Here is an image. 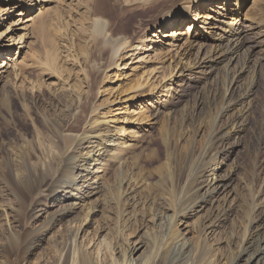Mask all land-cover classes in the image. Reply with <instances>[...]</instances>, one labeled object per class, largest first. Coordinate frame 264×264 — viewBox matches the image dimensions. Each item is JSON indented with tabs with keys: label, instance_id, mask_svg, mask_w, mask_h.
Segmentation results:
<instances>
[{
	"label": "rangeland",
	"instance_id": "obj_1",
	"mask_svg": "<svg viewBox=\"0 0 264 264\" xmlns=\"http://www.w3.org/2000/svg\"><path fill=\"white\" fill-rule=\"evenodd\" d=\"M253 1L246 2L244 7L248 20L243 18L240 22L247 25H242L248 31L244 34L247 38L245 42L248 43L246 48L254 46V53L258 55L259 35L252 34L250 23L255 18L259 19L260 11L254 9ZM234 2L232 8H235ZM43 3L45 5L46 1ZM172 4V0H161L146 6L129 4L125 0H96L93 3L92 13L94 11L98 16L111 15L113 27L119 34L135 42L144 37L147 42V49L143 52L139 50V57L145 61L137 62V59L132 61L124 57L119 63L121 71L117 67H106L107 54L96 49L85 34L88 32L89 16L86 0H55L51 6H58L62 10L63 14H59L62 15V25L66 29L62 25L57 30L49 28V37L47 34L45 38L34 31L25 42L19 40L17 35L12 37V28L7 30L9 22L2 20L1 14L0 40L3 38L2 43L13 44L17 59L9 61L10 67L0 82V259L7 251L12 264L56 263L59 248L68 238L69 232L64 222L51 225L50 219L58 213L60 203L53 196H39L36 187L46 176H51L50 168L56 165L53 161L57 158H53V155L60 151L57 145V122L63 118L71 124L77 118L82 123L91 118L96 120L93 128L96 131L113 128L114 120L121 118L124 109L117 104L112 107L107 105L112 86H119L117 91L123 93L122 90L135 84L136 78L132 74L140 73L144 63L151 66L166 51L175 49L171 48V44L166 45L167 39L163 34L166 33L165 29H160L162 33L154 30L155 25L160 23L158 20L161 14L172 9ZM214 4L216 7L212 5L214 11L211 14L214 18L208 21L211 23L205 27L198 24L207 31L204 33L205 41H200L206 46L202 48L197 45L188 54L185 36L175 42V54L179 56L176 62H180L183 67H192L193 78H176L175 83L168 85L169 89H173L176 103L172 116L166 115V110L157 116L152 112L153 106L165 98L155 97L151 101L147 97L144 101L141 95L130 105L131 110H134L130 116L143 108L146 117L134 122L137 124L127 126V139H131L127 143L131 145L125 143L116 146L111 156L103 161L106 172H103V168L99 172L101 177L104 174L103 189L90 198L89 205L96 206V213L92 225L79 235L83 244L95 248L96 245L98 247L99 244L109 242L120 255H128L129 243L133 245L135 241H145L147 249L144 258L149 257L151 260L160 256L161 264H164L173 253L172 245L185 233L199 254L189 264L192 261V264H199L203 253L221 264L237 253L249 227L252 233L258 232L264 239V216L260 210L251 212L256 208L255 205H259L264 190L263 121L260 112L264 87L256 61L250 63L248 72L242 73L244 47L234 61L226 60L219 64L213 60L209 65L201 63V68H196L199 61L226 52L225 47L219 46L218 39L210 38L211 30L219 32L224 26L218 15L221 9L218 8L224 5V0ZM32 5H35L36 10L31 13L38 20L41 14L39 6L35 2ZM197 5L194 10L198 9ZM206 5L204 9L210 7ZM256 5L261 7L263 4L256 2ZM21 9L14 10L11 16ZM209 12L204 10L206 14ZM188 22L177 31L185 32ZM16 27L13 26V29ZM151 38L156 43H150ZM0 52L1 64L6 48ZM133 67H138L136 73L132 72ZM227 71L240 76L234 83L242 92L249 89L253 91L252 97L237 106L238 110L250 109L244 130L233 137L232 144L220 148L217 144H211V135L228 120V114L223 113L224 108L219 102L229 85ZM244 97H247V93ZM141 103V108L136 106ZM203 165L218 170L220 181L228 184L226 193L220 194L212 204L206 203L199 212L185 210L187 215L181 222L189 224L186 230L182 231L183 226L177 222L175 227L172 226L171 219H158L160 214H170L173 218L172 206L174 208V205H178L177 202L181 204L177 206L179 209L187 206L184 201L186 196L198 200L203 196L205 189L194 192L207 178H200L199 181L196 175ZM235 169L233 177L229 178ZM124 179L132 180V189L135 190V198L132 200L123 195L126 185L121 187V182ZM34 208L45 211L35 217L31 215ZM217 210L224 215H217ZM212 223H216V226L219 223V226L213 233H204L205 228ZM34 238L42 241L32 254L19 246ZM197 245L206 246V249L199 251Z\"/></svg>",
	"mask_w": 264,
	"mask_h": 264
},
{
	"label": "bare ground",
	"instance_id": "obj_2",
	"mask_svg": "<svg viewBox=\"0 0 264 264\" xmlns=\"http://www.w3.org/2000/svg\"><path fill=\"white\" fill-rule=\"evenodd\" d=\"M45 1L46 4L43 5V2ZM54 1L55 0H0V16L3 13L2 20H8L9 24L7 25V30L12 28V31L10 32L12 37H14L13 35H17L19 40H23V42H25L30 38L31 33L35 31L42 38H45L49 33V28L57 30L59 27L63 26L61 18V14H63L61 12L62 10L60 9V11L58 6H51ZM95 1L96 0H86L87 12L89 16L87 15L88 23L86 22V29L88 32H85V34H87V37L90 39L89 41L95 45L96 49H98L102 54H107L108 60L105 61L107 65L106 67H117L118 71H121L119 63L124 57L131 58L132 61L137 59V62H140V60L141 62H144L145 60L142 61L143 57H139V53L140 51L143 52V50L147 49V46H145L147 43L145 38L141 37L137 42H135L132 38H129L124 34H119L118 30L113 27L111 15L98 16L94 11L92 13L93 3H95ZM125 1L129 4L146 6L160 2L161 0ZM172 1V9L167 10L165 14H161L158 20L160 23L159 25H155L154 30L162 33V30L160 31V29H165L166 33L163 34H165L166 39L169 40H166V45L171 44V48L175 47V49L166 51V54L161 56L159 61L155 59L156 62L151 64V66H146L144 63L145 66L144 68L142 67L140 73H136L138 67H133L132 72H135L136 74H132V76H134L133 78H136V82L131 85L129 89L127 88L122 90L123 93L117 91L119 86H112L109 91L110 96L107 105L112 107L117 104L124 109L121 112L123 113L121 118H116L114 120L113 128L111 130L96 131L93 129L95 128L94 123L96 120H92L91 118L84 120L82 122L83 125L77 118L71 124L63 118L57 122L59 126L57 145L60 146V151L53 155V158H57V160L53 161L56 165H53L50 168L52 169V173H49L51 176L48 178L46 176V178L44 180L42 179L36 187L39 192V196H53L55 200L60 203L58 213L55 215L53 214L54 216L52 215L50 219L52 222L51 225L64 222L66 223L67 231L69 232L68 238L59 248V255L55 264H161L162 262L160 256L154 257L151 260H149V257H147L148 259L144 258L145 250L147 249V243L145 241H135L133 245L132 243H129L128 247L130 251L128 255H120V253L110 245L108 242L109 240H103L104 242H108V244L102 243L101 245L99 244L98 247L96 245L95 248H93L94 246L92 247L86 243L83 244V242H80L79 235L81 233L83 234L84 231L92 225L93 215L96 213V206H90L89 203L90 198L98 195L103 189L102 179L104 178V174L103 177L99 174L101 168H103L104 173L106 172V164L103 163V161L107 156H111V152L116 146H123L125 143L127 145V141H131V139H127L129 137V134H127V126L137 124L134 122L142 120L146 117L145 111L142 110L143 108L137 111L134 115L130 116V114H132L131 112H134V110H131L130 105L134 104L135 100H137V98L141 95L145 98L144 101H146L147 97H149L151 101L155 97H161V99H165L162 100L161 103H158V105L153 106V114L157 116L160 112L166 110V115H171L176 107V103L174 102L175 96L172 92L173 89H169L168 85H172L176 78H181V80L193 78L191 77L193 76L192 67H183L180 65V62H176V58L179 56L177 55L176 57L175 54V50L177 48L175 42L180 39L179 37L185 36L188 41V54L197 45H200L202 48L207 45L205 43H200V41H205L204 33L207 32L203 27L211 23L208 22L211 20V17L212 19L214 18L211 15L214 8L213 6H215L214 3H218L219 0ZM233 1L234 0H224V5L218 8H221L218 15L221 17L220 20L223 22L224 26L219 29V32L213 30L210 31V38L218 39L220 41L219 46H221V48L225 47L226 52L217 54L215 58L209 56L207 58L208 60L204 59L202 62L199 61L200 63L198 62L195 66L196 68H201V63H207L209 65L213 60H216L219 64L224 63L226 60L234 61V59L239 56L240 52L245 48V56H243L245 57V62L242 73L248 72L250 63L256 61V65L260 70L261 82L264 87V0H252L254 9L260 11L259 19L255 20V18L254 21L250 23V30L252 31V34L255 33L259 35L257 37L258 41L256 39L258 47H260L258 55H255L254 53V46L251 48L247 47L248 49L246 48L248 43L245 42V39L247 38L244 34L248 31H246V28L244 29L243 27H246L247 25L240 22L243 18L248 20V16L246 15V18V13L244 14V7L246 2L250 3L252 1L235 0V8H232ZM33 2L38 4V9L41 13L38 20L35 15L31 13V11L36 10V8L34 9L35 5H32ZM256 2H260L263 5L258 7ZM196 3L198 4V9L196 10L195 8L194 10ZM206 3L207 7L210 6L208 9H204ZM17 8L22 9L15 15L11 16L10 13H13ZM204 10H208L210 12L206 14L204 13ZM60 12L61 14H59ZM26 15H28L27 19H25ZM16 16L17 18H15ZM64 18L66 17H63V19ZM187 21H189L186 26L188 27L187 30L185 32H178L177 30L179 27ZM70 24L67 26H70ZM198 24H202L203 27ZM13 26L17 27L13 29ZM159 33H157L158 36H160ZM249 33L251 32L249 31ZM49 34L47 37H49ZM2 42L3 38L0 40V50L2 48H6V52L3 54L5 57L0 64V82H2L3 74L6 73L10 67L9 61L17 59L16 52L13 50V44H5ZM150 43H156V41L151 38ZM166 50H168L167 47ZM1 56L2 54H0V57ZM181 59L183 60V58ZM149 61L150 59L146 60L147 63H149ZM186 71H188L186 75L189 77L184 75ZM226 74L227 76H225L229 77V85L219 102L224 108L223 113L225 112L228 114V120L225 124H222L219 128L215 129L211 135V144H217L220 148H224L227 144H232L233 137L244 130V126L248 121L250 109L238 110L237 106L243 104L246 98L249 99V97H252L251 92L253 91L252 89H249L246 92H242V89H240V87H236V83H234L240 76H234L232 71ZM246 93L247 97H244ZM149 101H147V103ZM142 103L136 106L141 108V106H143ZM95 110L98 109H94V111ZM260 112L263 121L261 124V136L263 137L264 146V98L260 106ZM135 115L138 116L135 117ZM168 140L169 139L166 134V142H168ZM129 145L131 144H128V146ZM224 152L225 150L223 149V153ZM210 162L211 160L209 161V164ZM235 171L236 169L232 171V176L229 174V178L233 177V172ZM196 175L199 181L200 178L207 177L205 178V183L202 185L199 184L194 191L197 192L199 189H205V192L202 193L203 196L200 195L201 198H199V200L194 197L192 198L191 196H186L184 201L185 203L187 202V209V206L179 209L177 206L181 204L180 202H177L178 205H174V208L172 206L173 218L170 214H158V219H171L173 220L172 226L175 227L177 225L175 222H177L178 225L183 226V229L181 228L182 231L186 230L188 229L189 224H186L187 222L185 221L182 223L181 220H184V216L187 215V212H199L204 208L206 203L210 202L212 204V202L220 194L226 193L228 184L224 183V181H220L217 169L211 168L209 165H203L199 168L198 172H196ZM123 184L126 185L123 195H127V199L131 200L135 198V190L132 189V180L124 179L121 182V187ZM254 207L256 208L251 210L252 213L260 210V213L264 216V190L261 194V201L259 205H255ZM43 210L44 209L41 208H34L31 215L33 214L37 217L39 216L37 214ZM185 210H187V212ZM81 214L83 215L80 216ZM217 215L222 216L224 213H219V210H217ZM181 216L182 218L180 219ZM214 224L216 223H212L206 227L204 233L207 231L213 233V231L216 230V227L219 226V223L217 226ZM259 226L260 225H258V227ZM249 229L251 228L249 227ZM249 229L246 230V238L243 240L237 253H234V256L226 259V261L221 264H264V239L258 235V232L254 231L252 233V230ZM39 238H34V240L28 243L25 242V244H22V246L20 244L19 246L24 247L27 253L32 254L34 249L40 245L42 241V239ZM200 245H197L199 251L206 249V246L202 247ZM11 248H13V246ZM172 249L173 253L170 254L164 264H189L188 262L190 260H194V258L197 259L199 257V254L195 252V247L185 233H182V236L177 238V241L172 245ZM4 255V257L0 259V264H12L7 251ZM215 260L216 259L206 257L203 253L200 255L199 264H219L216 263Z\"/></svg>",
	"mask_w": 264,
	"mask_h": 264
}]
</instances>
